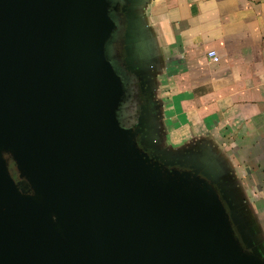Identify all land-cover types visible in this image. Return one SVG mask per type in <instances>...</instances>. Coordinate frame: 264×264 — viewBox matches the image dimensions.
<instances>
[{
	"label": "water",
	"instance_id": "obj_1",
	"mask_svg": "<svg viewBox=\"0 0 264 264\" xmlns=\"http://www.w3.org/2000/svg\"><path fill=\"white\" fill-rule=\"evenodd\" d=\"M148 2L0 0V264H264L241 186L221 196L209 178L223 157L205 176L167 169L136 140L144 115L126 124L114 15L125 63L151 82Z\"/></svg>",
	"mask_w": 264,
	"mask_h": 264
},
{
	"label": "crops",
	"instance_id": "obj_2",
	"mask_svg": "<svg viewBox=\"0 0 264 264\" xmlns=\"http://www.w3.org/2000/svg\"><path fill=\"white\" fill-rule=\"evenodd\" d=\"M144 13L160 72L174 67L182 101L202 103L193 117L223 121L245 144L263 136L264 146V0H149Z\"/></svg>",
	"mask_w": 264,
	"mask_h": 264
},
{
	"label": "rangeland",
	"instance_id": "obj_3",
	"mask_svg": "<svg viewBox=\"0 0 264 264\" xmlns=\"http://www.w3.org/2000/svg\"><path fill=\"white\" fill-rule=\"evenodd\" d=\"M115 1L123 2V0ZM114 21L116 27L112 34L109 53L111 58L123 68L126 77L131 82V76L119 57L121 46L124 44L126 17L118 11L114 15ZM175 73L176 70L173 67L167 73L162 71L157 74L156 97L161 108L163 134H160V137H162L163 143L176 147L196 138L207 139L214 146L215 151L223 157L229 168L237 175L244 197L247 199L248 207L254 214L259 229L264 233V146L261 144L263 136H259L257 143L255 138L251 144H245L247 138L232 134L229 130L223 128L222 126L225 125L223 121L216 120L212 116L207 119L204 117L198 118L196 115L193 117L192 114L196 112L195 108L191 106L194 105V107L199 108L202 103L190 104L182 101L185 93L181 91L182 86L175 80ZM133 95V85H130L124 110L128 126H132L130 123L136 110ZM189 119L193 121L190 123L192 125H189ZM217 125L221 128L214 127ZM11 170L13 175L16 176L17 172L14 166Z\"/></svg>",
	"mask_w": 264,
	"mask_h": 264
},
{
	"label": "flooded vegetation",
	"instance_id": "obj_4",
	"mask_svg": "<svg viewBox=\"0 0 264 264\" xmlns=\"http://www.w3.org/2000/svg\"><path fill=\"white\" fill-rule=\"evenodd\" d=\"M119 12L122 13L121 11ZM122 14L124 15V13ZM125 55L126 53L123 44L119 52V57L131 76L132 81H129V86L133 85L134 103L136 105V110L133 114L134 116L130 125L136 127L140 116L142 115H144V123L148 125V134L143 131L137 132L136 140L138 144L142 149L148 152L153 160H158L163 167L167 169L189 171L205 176V171H209V163L214 161V158L218 155L214 146L204 138H196L191 142L182 143L180 146L176 147H171L170 145L163 143L162 137H160V134H163L162 118L160 116L161 108L156 97L158 86L157 74L160 72L155 70V74L153 73L151 76V82L145 81L142 83L141 77L133 71L130 64L125 63ZM144 79L146 78L144 77ZM145 105L146 108H144ZM209 178L212 179L213 185L221 196L222 194H238V191H233L231 187H233V183L236 185H240V183L233 170H227V163L219 168L216 181L214 180L215 177L213 173L210 171ZM222 199L226 208L231 211L227 204V198L223 197ZM242 203L243 204H240L235 208L236 212L239 211L241 206H248L245 197L242 198Z\"/></svg>",
	"mask_w": 264,
	"mask_h": 264
},
{
	"label": "built area",
	"instance_id": "obj_5",
	"mask_svg": "<svg viewBox=\"0 0 264 264\" xmlns=\"http://www.w3.org/2000/svg\"><path fill=\"white\" fill-rule=\"evenodd\" d=\"M207 53L213 60H217L218 59V55L216 54L214 49H209L207 51Z\"/></svg>",
	"mask_w": 264,
	"mask_h": 264
},
{
	"label": "trees",
	"instance_id": "obj_6",
	"mask_svg": "<svg viewBox=\"0 0 264 264\" xmlns=\"http://www.w3.org/2000/svg\"><path fill=\"white\" fill-rule=\"evenodd\" d=\"M10 167L13 168V162L12 161L10 162Z\"/></svg>",
	"mask_w": 264,
	"mask_h": 264
}]
</instances>
